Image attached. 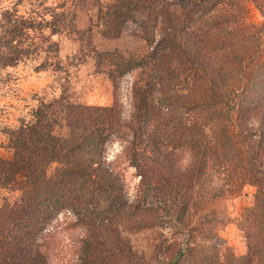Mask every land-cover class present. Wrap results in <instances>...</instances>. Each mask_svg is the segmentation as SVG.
Returning a JSON list of instances; mask_svg holds the SVG:
<instances>
[{"label":"trees","instance_id":"1","mask_svg":"<svg viewBox=\"0 0 264 264\" xmlns=\"http://www.w3.org/2000/svg\"><path fill=\"white\" fill-rule=\"evenodd\" d=\"M69 1L65 8V1L35 0L26 15L20 2L0 0V93L12 90L20 65L58 72L53 37L83 41L91 32L78 28V13L114 40L146 9L137 33L148 47L141 60L99 54L89 39L77 53L109 59L117 73L141 69L146 76L131 83L129 118L115 103L84 105L62 91L35 99L27 117L0 129L9 152L0 157V264H58L56 238L69 226L79 229L75 264H150L121 237L125 226L140 228L134 215L141 210H154L158 223L183 235L165 263L178 264L199 246L190 214L245 185L256 187L254 246L264 250V0ZM116 139L139 176L132 200L107 160ZM178 150L188 156L179 168L172 160ZM211 171L221 187L207 182Z\"/></svg>","mask_w":264,"mask_h":264},{"label":"rangeland","instance_id":"2","mask_svg":"<svg viewBox=\"0 0 264 264\" xmlns=\"http://www.w3.org/2000/svg\"><path fill=\"white\" fill-rule=\"evenodd\" d=\"M47 1L48 4L65 1V8L71 4L69 0ZM18 2L19 12L26 15L31 10L30 5L35 4V0H7L6 5L12 6ZM249 10L250 20L259 24L261 18L258 11L253 6ZM88 16L85 13L76 15L78 28L82 30L91 27L90 34L84 36L83 41L64 34L53 37L58 42L57 73L50 70L35 72L31 65H20L17 68V80L12 90L0 93L1 130L5 127L13 128L20 118L27 117L30 109L36 105L35 99H49L62 91L70 96L71 101L84 105L99 107L115 103L120 108L122 117L129 118L132 104L131 83L135 76H146L140 74L144 70L117 73V67L109 59H98L94 54L83 58L77 53L80 50L86 52L85 39H89V45L99 54L116 51L125 57L141 60L148 47L137 33L140 22L148 18V11L142 9L134 13L133 20L123 29L120 37L114 40L101 37L99 28L90 26L92 24L88 22ZM144 61L148 67L151 66L152 62L146 59ZM124 145L123 140L112 141L107 146L106 156L109 162L115 161V167L123 180L125 195L132 200L139 176L129 165L128 157L122 154ZM8 155L6 138L0 133V157ZM172 160L177 168L186 166L187 152L178 150ZM220 179L215 171H211L206 180L212 188H219L222 185ZM255 194V186L245 185L239 192L218 197L208 202L198 213L190 214L189 230L193 231L191 239L199 243V246L197 251L185 252L178 264H200L199 261L201 264H264V250L254 246L260 236L255 229L257 221L252 217L253 211L251 212ZM199 216H203V220ZM134 219L140 228L128 225L121 232V237L132 247L133 253L150 264H165L173 260L183 236L180 231H176L170 224L162 226L158 223L154 210L138 211ZM204 235L208 238H204ZM77 236L79 229L72 226L58 232V264H75L79 254L75 246ZM247 236H250L249 240Z\"/></svg>","mask_w":264,"mask_h":264}]
</instances>
